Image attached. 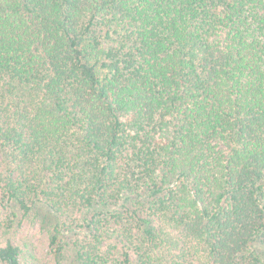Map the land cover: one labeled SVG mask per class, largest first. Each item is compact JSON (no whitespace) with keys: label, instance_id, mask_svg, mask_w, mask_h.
Instances as JSON below:
<instances>
[{"label":"trees","instance_id":"obj_1","mask_svg":"<svg viewBox=\"0 0 264 264\" xmlns=\"http://www.w3.org/2000/svg\"><path fill=\"white\" fill-rule=\"evenodd\" d=\"M0 211L4 264L18 212L59 263L264 264V0H0Z\"/></svg>","mask_w":264,"mask_h":264},{"label":"rangeland","instance_id":"obj_2","mask_svg":"<svg viewBox=\"0 0 264 264\" xmlns=\"http://www.w3.org/2000/svg\"><path fill=\"white\" fill-rule=\"evenodd\" d=\"M18 214V218L13 223V234L15 242L23 250L22 264H74V238L67 239L69 248L63 261L61 263L57 261L55 247L51 245L55 220L46 218L43 212L32 213L24 219L20 212ZM0 217L4 218V213L1 211ZM0 264L4 263L0 262Z\"/></svg>","mask_w":264,"mask_h":264}]
</instances>
